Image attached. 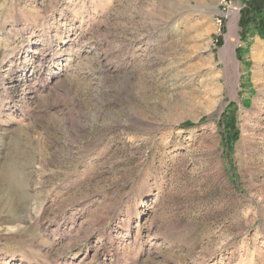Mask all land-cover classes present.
<instances>
[{
  "label": "rangeland",
  "instance_id": "rangeland-1",
  "mask_svg": "<svg viewBox=\"0 0 264 264\" xmlns=\"http://www.w3.org/2000/svg\"><path fill=\"white\" fill-rule=\"evenodd\" d=\"M220 10L0 0V264H264V36Z\"/></svg>",
  "mask_w": 264,
  "mask_h": 264
},
{
  "label": "trees",
  "instance_id": "trees-1",
  "mask_svg": "<svg viewBox=\"0 0 264 264\" xmlns=\"http://www.w3.org/2000/svg\"><path fill=\"white\" fill-rule=\"evenodd\" d=\"M240 26L241 36L246 33L249 35L257 34L261 37L264 36V0H250L246 2L245 6L241 9ZM229 120L230 123L225 124L229 130L227 137L230 136L231 128L234 127L231 124V119Z\"/></svg>",
  "mask_w": 264,
  "mask_h": 264
},
{
  "label": "bare ground",
  "instance_id": "bare-ground-1",
  "mask_svg": "<svg viewBox=\"0 0 264 264\" xmlns=\"http://www.w3.org/2000/svg\"><path fill=\"white\" fill-rule=\"evenodd\" d=\"M236 14L235 13H233V17H232V20H231V22H232V25H231V28L230 29H232V32H233V29H236ZM230 23V22H229ZM233 35V34H232ZM234 38V37H233ZM232 37H230L229 39H228V42H227V44H225V47H224V50L225 51H227V53L229 54V57H230V66H231V68L232 69H229V70H227L226 71V73L224 74L225 75V81H226V85H231L232 86V93L234 94L235 92H236V90L234 89V84H235V77H236V73H237V62H236V60H235V58H234V55H233V48H232V46H233V42H234V40L235 39H233ZM260 46V44L259 43H256L255 44V46H254V48L255 47H259ZM263 48V47H262ZM256 49V48H255ZM222 50V49H221ZM254 50V49H253ZM224 52V51H223ZM225 53V52H224ZM228 57V58H229ZM226 59V58H225ZM226 67H227V65H226ZM228 69V68H227ZM238 76V75H237ZM237 82V81H236ZM230 86V87H231ZM229 87V89H231ZM237 89V88H236ZM233 94H231V95H233Z\"/></svg>",
  "mask_w": 264,
  "mask_h": 264
},
{
  "label": "built area",
  "instance_id": "built-area-1",
  "mask_svg": "<svg viewBox=\"0 0 264 264\" xmlns=\"http://www.w3.org/2000/svg\"><path fill=\"white\" fill-rule=\"evenodd\" d=\"M248 1L250 0H240L239 2L220 0L221 10L215 18L218 27H222L227 20H230L233 17V13L238 14Z\"/></svg>",
  "mask_w": 264,
  "mask_h": 264
}]
</instances>
